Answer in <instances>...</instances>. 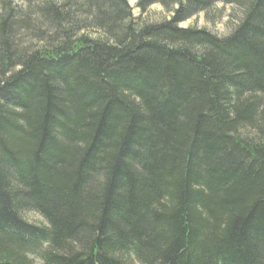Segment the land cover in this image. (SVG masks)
Masks as SVG:
<instances>
[{
	"label": "trees",
	"instance_id": "16d2710c",
	"mask_svg": "<svg viewBox=\"0 0 264 264\" xmlns=\"http://www.w3.org/2000/svg\"><path fill=\"white\" fill-rule=\"evenodd\" d=\"M154 5L0 0V264H264V0Z\"/></svg>",
	"mask_w": 264,
	"mask_h": 264
},
{
	"label": "rangeland",
	"instance_id": "374dc122",
	"mask_svg": "<svg viewBox=\"0 0 264 264\" xmlns=\"http://www.w3.org/2000/svg\"><path fill=\"white\" fill-rule=\"evenodd\" d=\"M125 1L132 8V14L136 20L142 18L144 21L156 22L171 18V15L166 13L160 5L152 6L148 13L142 16L140 10L137 9L139 0H136L133 4L128 0ZM239 13L232 3H218L209 13L194 15L191 19L182 23L180 27L183 29L206 30L218 38H225L231 34L237 24V20L234 17ZM26 216L30 222L43 224V219L37 213H30ZM39 263L40 261L37 260L36 264Z\"/></svg>",
	"mask_w": 264,
	"mask_h": 264
},
{
	"label": "bare ground",
	"instance_id": "6f19581e",
	"mask_svg": "<svg viewBox=\"0 0 264 264\" xmlns=\"http://www.w3.org/2000/svg\"><path fill=\"white\" fill-rule=\"evenodd\" d=\"M128 1L133 4L136 0H128Z\"/></svg>",
	"mask_w": 264,
	"mask_h": 264
}]
</instances>
